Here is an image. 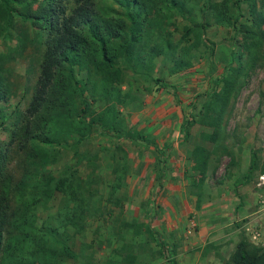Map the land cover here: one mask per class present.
Returning <instances> with one entry per match:
<instances>
[{
  "label": "rangeland",
  "instance_id": "1",
  "mask_svg": "<svg viewBox=\"0 0 264 264\" xmlns=\"http://www.w3.org/2000/svg\"><path fill=\"white\" fill-rule=\"evenodd\" d=\"M210 1L222 0H189L187 5L196 8L195 19H201V14L206 17L200 28L201 43L193 41L194 33L183 35V27L193 25L192 20L175 14L170 25L173 42L184 46L192 59L190 68L173 73L171 61L158 57L151 75L128 74L122 85L137 96L136 101L117 106L129 132L142 131L160 144H169L163 187L151 145L123 137L118 143L124 154L115 147L116 139L104 134L99 125L92 127L78 147L82 161L77 163L73 150L63 149L52 167L56 174L75 167L87 183L90 205L84 227L71 230L68 243L73 257L56 264H171L170 257L174 264H234L230 255L241 238L264 247V24L261 31L253 27L260 45L244 32V26H253L250 3L254 1L256 12L264 11V0H227L233 18L238 17L234 27L215 23L208 11ZM22 27L15 17L7 36L0 37V53L17 44ZM34 30L40 33L31 27L30 35ZM243 44L249 45L251 53L243 50ZM43 48L36 53L29 46L23 55L6 58L10 93L0 98V188L4 181L13 186L23 172L27 144L19 135L21 119L39 74ZM232 53L233 66L241 60L239 77L215 129L199 122V111ZM85 96L93 110L103 108L100 97ZM190 117L195 122L183 128V121ZM214 131L216 141L207 140ZM197 145L209 150L203 174L192 159ZM85 155L94 158L93 166ZM121 165L128 170L114 189V167ZM245 178V183L237 184ZM65 206V198L58 194L42 200L38 213L41 220H51L58 212H66ZM149 226L167 242L169 258L161 254Z\"/></svg>",
  "mask_w": 264,
  "mask_h": 264
},
{
  "label": "trees",
  "instance_id": "2",
  "mask_svg": "<svg viewBox=\"0 0 264 264\" xmlns=\"http://www.w3.org/2000/svg\"><path fill=\"white\" fill-rule=\"evenodd\" d=\"M188 1L0 0V37L7 36L15 17L24 25L18 30L17 44L0 53V98H7L10 93L6 58L12 54L23 55L29 46H33L36 53L44 47L32 96L21 119L24 123L19 135L27 144L23 172L13 186L11 181H4L0 188V264H56L62 258L73 257L68 242L72 229L77 231L84 227L90 208L85 194L88 186L75 167L59 174L53 172L52 167L63 149L73 150L77 163L82 161L79 144L95 125L116 139L115 147L124 154L125 149L118 143L123 137L151 145L156 153V170L162 187L169 144H160L142 131L131 134L117 106L137 100L129 86L128 90L122 88L125 77L151 75L158 57L171 61L173 73L192 66L184 46L173 42L170 30L175 14L192 20L193 25L188 23L183 27V35L194 33L193 41L201 43L200 28L207 20L204 14L200 15L201 19H195L196 8H188ZM207 6L215 23L234 27L238 17L233 18L227 0L210 1ZM249 9L254 15L253 26H244L245 36L260 45L261 38L253 27L261 31L264 11L256 12L254 1ZM31 27L38 28L40 33L34 30L30 35ZM243 50L251 53L252 49L243 44ZM234 60L232 53L221 74L213 79L207 92L209 99L201 105L199 122L205 126L217 129L221 124L239 77L241 60L236 67L232 64ZM86 93L100 97L103 108L93 110ZM194 122L190 117L182 126L186 129V125ZM207 137L216 141L218 133L214 131ZM208 156L209 150L204 145H197L192 154L194 168L202 174L207 168ZM84 157L88 165L93 166L91 159L94 158ZM127 170V165L114 167V189ZM58 194L65 198L67 211L58 212L51 220H41L40 202ZM148 231L157 241L161 254L169 258L167 242L155 236L150 226ZM230 259L234 264H264V247L241 238ZM170 262L174 264L175 260L170 257Z\"/></svg>",
  "mask_w": 264,
  "mask_h": 264
},
{
  "label": "crops",
  "instance_id": "3",
  "mask_svg": "<svg viewBox=\"0 0 264 264\" xmlns=\"http://www.w3.org/2000/svg\"><path fill=\"white\" fill-rule=\"evenodd\" d=\"M162 187H163V181H162Z\"/></svg>",
  "mask_w": 264,
  "mask_h": 264
}]
</instances>
